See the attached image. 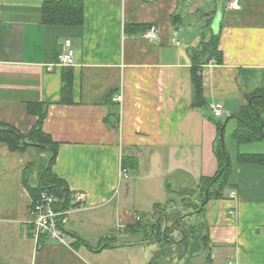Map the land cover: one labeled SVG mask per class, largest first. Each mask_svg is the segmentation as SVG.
I'll return each mask as SVG.
<instances>
[{"label":"crops","instance_id":"crops-1","mask_svg":"<svg viewBox=\"0 0 264 264\" xmlns=\"http://www.w3.org/2000/svg\"><path fill=\"white\" fill-rule=\"evenodd\" d=\"M48 1L0 0V125L26 135L38 119L28 106L45 112L42 130L56 144L51 173L69 195L66 240L32 233L28 186L38 185L48 154L0 143V264H184L183 232L169 229L179 220L206 236L201 264H264V110L260 138L234 137L237 114L264 92V0H240L238 11L228 0H79V27L43 24ZM65 40L73 64L57 66ZM194 68L201 108H191ZM120 94L121 105L112 103ZM216 103L218 120L210 111ZM218 144L225 183L194 210L186 195L195 202L200 181L218 172ZM253 156L262 163L247 161ZM76 193L86 196L81 208ZM157 207L169 216L164 233L172 243L165 255L157 246L150 261L147 247L156 241L122 228L144 224Z\"/></svg>","mask_w":264,"mask_h":264},{"label":"trees","instance_id":"trees-1","mask_svg":"<svg viewBox=\"0 0 264 264\" xmlns=\"http://www.w3.org/2000/svg\"><path fill=\"white\" fill-rule=\"evenodd\" d=\"M83 14L82 6L79 0H51L43 4L42 7V23L45 25H57V26H69V27H79L82 24ZM214 45V44H213ZM212 49L213 57H218L217 46H210ZM71 76L63 81L62 86V101H67L69 97V92L71 90ZM192 104L191 108H201L205 106V101L202 96V79L198 74L197 69H192ZM258 95V96H256ZM264 110V92H258L248 98L247 105L240 110L236 118L239 122L238 129L234 133V137L239 142L253 140L255 138H260L262 131V122L258 116V113ZM29 113H33L37 116L36 125L26 134L22 135L17 132L14 128L9 126L0 125V143H5L11 151H24L27 147L33 146L40 148L45 153L48 154L46 161H43L41 169L39 171L38 185L35 187L28 186L30 195L33 201H35L40 194V192H46L47 194L56 197L58 203H56V209L61 210L67 209V204L69 201V195H67L64 188V183L53 176L51 173V166L53 165L55 155H56V144L53 143L49 136L46 135L42 130V123L45 117V112L40 108L39 105H29ZM217 129L219 130L222 123H217ZM219 160V170L213 178L202 179L198 185V198L195 202L190 201L191 197L186 195L189 201L185 204L191 206L194 210L199 208L201 203H205V190L211 184L207 197H211L213 194H217L219 188H221L225 183V176L228 171V166L220 173L221 169L226 164V158L223 156L222 148L220 144L216 147L215 152ZM52 155L51 160L49 161ZM49 161V163H48ZM247 161L254 163H262L263 157L253 156L249 157ZM135 163L132 164V167ZM123 170L126 171L124 167ZM135 168V167H134ZM162 208H155L153 215L149 217L147 222L140 224L138 227H124L123 231H132L137 233L140 231L146 241H156V244L161 247L160 252L165 255L163 246L171 245L172 241L163 233L162 223L165 219L168 220L169 216L162 215ZM175 220H173L174 222ZM169 229H176L177 231H182L184 235V240L178 248L179 258H185L184 264H190L189 258L194 255H198V250L203 247L206 243V236L199 234L197 226L190 225L186 229L182 228L180 220L176 221L173 226ZM168 231V228H167ZM157 233V236L155 234ZM109 244L104 243L98 249H104ZM184 252L187 253L184 254ZM206 264H210L209 260L206 259Z\"/></svg>","mask_w":264,"mask_h":264},{"label":"built area","instance_id":"built-area-1","mask_svg":"<svg viewBox=\"0 0 264 264\" xmlns=\"http://www.w3.org/2000/svg\"><path fill=\"white\" fill-rule=\"evenodd\" d=\"M226 7L231 11L240 10V0H228ZM144 38L149 42L156 40V28L151 26L144 34ZM74 52L69 40H65L61 46V52L57 58V66H70L73 64ZM123 100L122 95H117L111 98V102L121 105ZM211 114L214 119H221L224 116L223 106L221 103H216L210 107ZM123 174L127 173L123 170ZM74 204L77 208L85 205L86 196L83 193L74 194ZM55 198L46 192H40L37 199L30 204L29 212L32 217L31 227L35 239L46 237L53 239L59 243H65L66 234L63 231L65 216L67 210L63 211L55 207ZM231 218L234 217V212H229Z\"/></svg>","mask_w":264,"mask_h":264},{"label":"rangeland","instance_id":"rangeland-1","mask_svg":"<svg viewBox=\"0 0 264 264\" xmlns=\"http://www.w3.org/2000/svg\"><path fill=\"white\" fill-rule=\"evenodd\" d=\"M31 184H32V182H30ZM185 213V212H184ZM189 213V212H188ZM192 217H190V219H191ZM158 245L157 244H151V246H149V247H147V248H150V252H149V256H150V258H149V260L150 261H152L154 258H153V255H155L154 253H153V251L154 252H156L157 250H159V248L157 247ZM166 247L167 246H165V249H166ZM165 249H164V251H165ZM166 252H168V251H166ZM184 254H186V256H188L187 255V253L186 252H184ZM203 254H202V256H198L197 257V255H194V256H192L191 258H189V263L190 264H201L202 262H203ZM189 257V256H188ZM163 259V258H162ZM161 259V260H162ZM149 260H148V262H149ZM168 260V259H167ZM177 261V260H176ZM166 262V261H165ZM173 263H175V264H183L182 262H179V261H177V262H173ZM167 264H170L169 262L167 263Z\"/></svg>","mask_w":264,"mask_h":264},{"label":"water","instance_id":"water-1","mask_svg":"<svg viewBox=\"0 0 264 264\" xmlns=\"http://www.w3.org/2000/svg\"><path fill=\"white\" fill-rule=\"evenodd\" d=\"M224 124H225V122H224ZM224 124L222 125V127H221V129H220V131H219V138H220V142H221V144H223V128H224ZM223 155L225 156V153L223 152ZM51 158H52V156L50 157V159H49V161L51 160ZM49 161H48V163H49ZM224 170V168H222L221 169V172ZM220 172V173H221ZM210 186H211V184L206 188V190H205V199L207 198V192H208V190H209V188H210ZM203 207V203L201 204V206H200V208H202ZM174 225V223L172 224V226ZM168 227V222H167V220L165 219V221H164V230H163V233L166 231V228ZM179 232H181L182 233V231H179ZM155 236H157V233L155 234ZM183 238H184V235H183Z\"/></svg>","mask_w":264,"mask_h":264}]
</instances>
